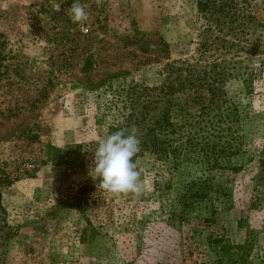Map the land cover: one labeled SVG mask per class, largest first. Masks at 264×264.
<instances>
[{"label": "rangeland", "instance_id": "1", "mask_svg": "<svg viewBox=\"0 0 264 264\" xmlns=\"http://www.w3.org/2000/svg\"><path fill=\"white\" fill-rule=\"evenodd\" d=\"M77 2L88 13L82 23L67 11ZM202 28L195 0H0V167L14 178L2 203L18 229L0 264H264L252 164L229 183L231 208L214 216L181 199L192 167L171 171L150 154L133 162L139 193L95 182L83 210L72 203L93 179L95 142L117 117L116 91L160 83L167 63L192 61ZM248 56L251 90L237 78L224 88L252 115L248 139L260 145L264 52Z\"/></svg>", "mask_w": 264, "mask_h": 264}, {"label": "trees", "instance_id": "2", "mask_svg": "<svg viewBox=\"0 0 264 264\" xmlns=\"http://www.w3.org/2000/svg\"><path fill=\"white\" fill-rule=\"evenodd\" d=\"M195 5L203 20L197 56L167 63L160 83L120 86L111 103L117 117L107 123L106 137L136 127L140 145L133 162L150 154L171 171L192 167L194 175L183 184L181 199L190 208L205 203L211 216L231 208L229 183L252 164L250 207L264 210V141L255 145L252 136L248 139L252 115H243L224 88L232 78L241 79L246 89L253 86L254 71L245 59L264 52V0H195ZM239 156L242 162H237ZM13 181L0 167V252L18 233L2 203V190ZM95 182L72 194L79 210Z\"/></svg>", "mask_w": 264, "mask_h": 264}, {"label": "clouds", "instance_id": "3", "mask_svg": "<svg viewBox=\"0 0 264 264\" xmlns=\"http://www.w3.org/2000/svg\"><path fill=\"white\" fill-rule=\"evenodd\" d=\"M73 23L88 19V13L80 3H73L67 9ZM138 129H120L95 142L94 166L91 177L98 180L103 190L113 193H139L141 183L134 167L133 157L139 151Z\"/></svg>", "mask_w": 264, "mask_h": 264}]
</instances>
